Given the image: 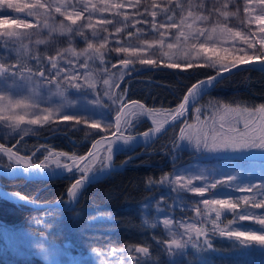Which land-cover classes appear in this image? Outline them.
<instances>
[{
  "label": "trees",
  "instance_id": "obj_1",
  "mask_svg": "<svg viewBox=\"0 0 264 264\" xmlns=\"http://www.w3.org/2000/svg\"><path fill=\"white\" fill-rule=\"evenodd\" d=\"M179 5V0H171L165 9H161L159 18L168 22H176ZM169 15L172 16V20L167 19ZM150 30L155 31L152 27ZM129 33L132 34L130 30L123 33L122 43H129L130 37L133 35L130 36ZM1 44L2 42H0ZM104 55L102 64H105L103 66L108 68L110 72H115L117 69L124 70V73L121 74L122 78L119 76L116 80L119 83V87L114 88L116 95H120L126 90L125 101L135 100L149 110L167 114L174 111L186 90L194 82L216 71L214 67L205 63L192 64V67H168V64L163 62H157L159 66L142 65L134 62L129 67L134 66L137 70L129 72L118 61H113L114 55L110 50H107ZM33 57V55L29 57L27 66L36 71L40 68L41 57L38 56L40 58L39 64ZM217 103L241 108L259 107L264 104V72L255 69H241L218 81L198 100L191 110L167 130L168 132L166 131L158 137L136 159L130 160L126 168L118 172H111L96 183L86 184L78 191L73 206L69 209L44 208L47 212L61 213L59 219H54V215L51 214L42 220L40 218H42L43 208L16 204L0 198V264L41 263L35 257L16 258L15 245L7 244L4 233L5 230L10 231L17 228H24L30 234L43 236L63 247L67 246L74 250L89 253L93 245L91 243L93 238L88 236L89 219L95 214L106 216L109 211H112L117 217L122 215L120 217L122 221H117V225L125 229L123 239L126 244L132 243L143 246L144 239L143 241L137 240L138 236L135 235L134 230L146 237L149 243L165 244L164 241L172 239L168 228L162 222L165 217H168L172 220V225H175L181 233L183 232L182 225L189 223H195L197 227L207 228L214 249L206 253L207 259L212 264H232L226 255L228 249L222 246L220 248L217 244L219 240L221 241L226 237L212 234L210 219L215 218V213L213 212L209 216L203 204L199 202L203 199L220 198V194L225 199H235L239 197L238 194L259 198V190L253 188L252 192H239L234 188H222L221 185H218L216 189L210 190L203 197H200L175 183L178 170L185 180L192 179V184L189 187H198L206 182L224 180L227 176L234 175L233 173L237 170L242 171L243 167L246 168L247 173L244 172L243 175L238 174L236 176L237 185L245 186L250 182L255 184L264 182V177L261 176V172H264V152L261 150H256V157L241 159L225 154L209 156L205 154V151L197 155V152L192 149L173 147L174 144H178L179 130L190 118L195 107L201 105L200 118L209 120L215 113L214 106ZM106 110L110 117L115 113V110L111 112L107 108ZM131 119L133 126H130L125 131L126 133H143L155 127L145 116L137 115ZM102 134L104 132L96 129L85 131L80 127H61L52 131L26 135L21 139H10L3 145L11 147L19 155L31 156L33 163H39L48 155L45 149L79 157L87 151L91 142ZM33 153H35L34 156ZM103 156L104 153L101 155L99 164L95 165L94 172L100 168ZM121 159L122 156L120 159H113L112 163L117 164ZM61 161L64 163L71 162L66 158ZM10 164L7 156L0 153V166L4 167ZM50 166L54 165L50 163ZM249 168L251 169L250 172ZM185 169L188 171L184 172ZM79 175L80 173L73 171L65 177L53 180L0 175V188L7 193L20 194L37 201L64 203L66 201L65 191L72 179ZM196 176H203L206 179H196ZM162 178H166L164 184L159 183V185L149 189L150 180L158 182ZM224 189H227L230 196H224L226 195ZM197 206L201 210L199 217L195 213ZM251 211L257 214L264 213V209H252ZM73 213L78 215L82 213V215L74 220ZM230 219L235 220V214L224 211L220 222H218L219 226L230 227L233 230L241 228V226L258 227L251 221H235L229 226L227 221ZM78 228L79 233L74 231ZM129 231L130 233H128ZM151 232H158L159 234L154 235ZM74 233H78L76 239ZM101 238L107 239L103 233ZM115 240L117 243L120 242L118 237H115ZM196 260H198V256L188 255L185 261L189 264L190 261L195 262Z\"/></svg>",
  "mask_w": 264,
  "mask_h": 264
},
{
  "label": "snow or ice",
  "instance_id": "obj_2",
  "mask_svg": "<svg viewBox=\"0 0 264 264\" xmlns=\"http://www.w3.org/2000/svg\"><path fill=\"white\" fill-rule=\"evenodd\" d=\"M258 5L260 6V14L252 17L249 20V23H252L253 20L258 24V33L256 34H245L241 31L234 30L231 27H228L227 24L223 26L216 25L211 29L208 28H197L194 32H189L187 35L184 31H179V35L176 37L179 40L183 37V40L187 42L190 37L194 41L191 47L195 51L197 56L203 54V58L210 67L216 69V75L210 76L206 80H200L199 82L191 85L188 89L187 95L183 97V103L179 105L174 112L169 113L168 115L171 119L175 120L178 116H184L187 112V106L191 103L193 106L198 102V97L204 95L209 91V89L214 85L217 77L222 72L230 71L232 68H236L238 64H251L253 61H259L262 65L261 70H264V0H257ZM123 4L115 5H106L105 8L113 7L116 9L122 8ZM93 7H95L93 5ZM153 7H159L158 5H153ZM8 10H12L15 13H24V18H13L10 16ZM41 10L51 13L52 7L48 4L41 2V0H36L35 3H15L14 0H0V37H3L5 41L11 40L13 42L23 43V38L26 37V33L20 31V29H32L34 27L33 23H30L28 18L36 16ZM88 8H84L82 11L75 13H61L66 16V19L71 21L72 25H75L77 19L83 17L84 12L88 11ZM55 11L60 13L61 6H56ZM244 11L251 14L252 9L245 7ZM75 15V19L73 18ZM189 17L193 16L191 11L187 14ZM227 17L228 13H222ZM151 16L155 18L157 16L156 11L151 12ZM200 20H206L207 17L199 16ZM127 20V16L124 17ZM168 20H172V16L167 17ZM88 20L91 21V16L88 17ZM104 24H111V20H104ZM139 23V21H137ZM9 24L12 27L9 29H3L2 26ZM185 24V19H181L179 24L175 21L165 25L161 23L159 28L157 24L153 21L151 24L152 29L160 31L165 27L180 29L181 25ZM39 26V21L37 20V25ZM47 21L44 23V27H47ZM89 28L94 26L89 22L87 25ZM187 27L191 29L192 25L188 24ZM61 28H64V25L61 24ZM69 33L73 32L71 27L67 28ZM79 31V30H77ZM117 32L120 31L119 28L116 29ZM83 36V32L79 33ZM95 34V33H94ZM218 34L219 37H227L232 41H239L240 43L247 45L248 48L256 49L257 41L259 43V54H253L248 56L245 52L243 55H232L229 53L228 48H216V43L219 40L214 41L213 37ZM131 36L132 34L129 33ZM164 33L160 32V39L158 43L163 46ZM203 37L204 40H200ZM41 41H37L40 43ZM208 42H212V46H209ZM176 45L173 43H168L167 47L169 49L174 48ZM104 44H101L100 47L94 48L93 44L89 43L87 49L85 50V55L88 59H91L92 56L99 55L101 57V62H103L104 53L100 52V48H103ZM235 50V44H233ZM92 50V52H88ZM117 53H129L131 52L135 55L139 48H126V47H117L115 48ZM213 57H215L213 59ZM33 59L37 60V64L40 62L38 56H34ZM48 62L50 68L53 71H49L48 76L45 75V71L42 67L38 68L36 71L33 68L28 67L27 65L20 66L18 64L5 65L0 63V78L3 79L4 83H8L10 80L14 83L19 81L21 83L17 84L19 88H25L26 86L35 83L33 77L43 78L39 80V84L44 87L49 93L53 95H58L60 97H65V93L68 88L80 89L85 85L76 83L80 79L79 75L75 72L71 75H63L65 72L64 68L58 67L56 62V57L49 56ZM119 63L123 65L126 71H136L137 69L129 67L133 65V60L130 58H121ZM139 63L142 65H156L157 61L154 59H145L139 58ZM168 67H179V64L170 63ZM81 67L87 68V60ZM114 67V65H113ZM187 67H192V64H188ZM122 78V76H121ZM60 81L64 82L61 83ZM85 82L89 89L95 93L94 99L87 102L84 106L83 113H74V114H64L61 118L65 121L74 120L77 124H88L89 119L93 122L89 125L90 128L99 129L104 131L106 134L101 137V139L96 140L92 143L91 148L93 151H89L87 156H69L67 153H57L53 154L48 149H45L48 152V155L44 157V160L39 163H33L31 156L19 155L18 152L13 151L11 148L5 147L3 144H0V153H4L7 156L9 161L14 162L15 166L9 165L7 169V174L12 176L26 175L28 178L34 177H47L55 178L62 175V171L58 170H67L71 173L75 169L77 173H80L78 179L71 184L70 188L67 190L68 202L71 203L77 197V193L80 189L85 186V183L96 182L99 179H102L104 175L110 174V171L118 170V167L111 164L113 160L114 148L117 152L123 150H130V147H135L136 144H133V141L137 143H147L150 137V134L159 132L164 126V123H167V118L163 121L153 120V123L156 125L155 128L145 131L139 136L125 135V131L129 129L132 125L131 117L137 116L139 113H143L148 116L155 115L154 110H145L143 105H140L138 101H131V105L135 106L130 107L129 102L125 101L124 97L127 95L126 90L120 95H115L112 91L113 87L118 88V82H110L109 79H105L103 84L107 86L103 94L95 92V84L89 82L88 75L85 76ZM51 86V87H49ZM54 89V91H53ZM103 97H108L109 103H104ZM75 103L78 102H69V107H74ZM111 106H115L113 109ZM64 105L61 104L57 108V113L63 108ZM39 109V102L37 100L21 97L19 99L14 98L13 94L10 91H0V121H5L8 124V127L12 129H20V126L23 124L27 125H36V124H45L50 121L54 115L53 111L50 109H43V115L35 114L34 118L25 119L28 109ZM108 109L109 112L115 110L116 115L114 121L109 120L107 115L104 114V109ZM215 113L209 120H201V108L196 107V124H185V127L179 130V139L181 141H187L192 147L197 151H207V152H244L246 150H261L264 152V104H261L259 107H232L228 104H219L215 106ZM20 109L24 111V115L17 114L16 110ZM127 109L128 111H125ZM139 110V111H138ZM101 113L99 116H96L95 113ZM4 113H11L10 115H5ZM97 120H104L105 123L96 122ZM28 130H23V134L27 135ZM110 132V135L108 133ZM174 148L178 149L179 144H174ZM103 150L104 156L103 161L101 162L100 168L93 172V167L97 161H100V151ZM33 156L35 153L32 154ZM55 158L53 159V156ZM63 156L71 163L61 164L59 157ZM91 158V160H89ZM50 163L55 164V168L50 167ZM83 165V166H82ZM187 172L188 170H183ZM92 173V175H89ZM251 175V173H249ZM196 179H206L203 176H196ZM166 179V178H165ZM237 179L234 175H229L224 180H215L211 182H206L198 187H189L192 184V179H184V176L178 170L177 175L175 176V183L181 188L188 189L192 193L198 194L200 197H203L206 192L216 189L218 185H221L222 188H234L239 192H252L253 188L259 190V198L256 196H241L235 199H225V198H212V199H203L199 203L203 204L206 213L210 214L215 213V218L210 219L212 225V234L219 235L220 237H226L229 240L233 241V247H249L253 243L259 244L264 247V213L257 214L252 209H264V182L260 184L249 183L245 186H240L233 183ZM163 182V181H161ZM149 183H152L150 180ZM7 196L13 194L5 193ZM16 198L22 201H28V198L20 194H15ZM240 210V211H238ZM224 211L235 214V220H228L227 224L231 226L235 221H251L254 225L258 226L256 228H249L247 226H241L243 230L236 229L233 230L230 227H220L219 223L221 220V215ZM195 213L197 217L201 216L200 207L195 208ZM103 217L97 216L96 219H102ZM173 222L171 219H164L163 225L169 226ZM183 232L180 234L179 238L176 237L175 233H172V239L170 241H164L166 248L163 250L166 252L168 257L181 258L188 255L193 257L198 256V260L195 262L190 261L189 264H212L210 260L207 259L206 253L213 249V244L211 242L209 232L205 227H197L195 223H189L182 225ZM42 253L47 254L49 249L44 247L42 244L39 246ZM111 252L115 254L116 249H111ZM134 252L136 254H143V258L148 257L150 249L147 246H138L135 247ZM131 264H140V261L137 260V256L133 255L131 257Z\"/></svg>",
  "mask_w": 264,
  "mask_h": 264
},
{
  "label": "rangeland",
  "instance_id": "obj_3",
  "mask_svg": "<svg viewBox=\"0 0 264 264\" xmlns=\"http://www.w3.org/2000/svg\"><path fill=\"white\" fill-rule=\"evenodd\" d=\"M170 1L171 0H41V2L52 7L51 13L41 10L36 16L28 18L29 22L33 23L34 27L32 29H20V31L27 34L26 37L23 38V43L13 42L11 40L6 42L3 37H0V42H2L0 45V63L5 65L18 64L23 66L28 64L27 60L31 55L40 56V67L43 68L45 75L48 76L49 71H55L50 68V64L48 63V57L53 56L56 57L58 67L65 69V72L62 73V76L71 75L73 72H75L80 77L76 83H80L81 85L85 86L80 89L68 88L67 92L65 93V97H60L58 95L49 93L39 84V80H42L43 78L33 77V81H35V83L30 84L25 88L17 87V84L21 83L19 81L14 83L10 80L8 83H4L3 79L0 78V91H10L16 99L28 97L39 102V109L30 108L27 110V114L25 115L26 120L34 118L35 114L43 115V109H50L54 113L48 123L36 125L23 124L20 126V129L16 130L8 127L7 122L0 121V144H4V142H7L10 139H21L22 137L26 136L23 134V130L28 129L30 130L27 132V135L52 131L61 127H80L85 131L93 129L89 127V125L93 122L91 119H89L88 124H77L74 120L65 121L61 117L64 114L71 115L74 113H83L84 106L87 104V102L94 99L95 93L86 85V75L89 77V82H93L95 84V92L102 95L104 89L107 87L103 84V81L105 79H109L110 82H117V78L124 73V70L117 69L115 72H110L108 68L103 66L105 64H102L101 57L99 55L94 54L91 59H88V57L85 55V50L87 49V45L89 43L93 44L94 48L100 47L101 44H104V47L100 48V52L105 54L107 50H110V52L114 55L113 61L116 60L119 62L121 58H130L133 60V62L139 63V58H145L154 59L160 63H176L180 66H187L188 64L208 63L205 62L203 54H201V56H197L195 54V51L191 47L192 43H194L191 37L187 42L183 40V37H181L179 40L176 39V37L179 35V31H184L187 35L189 32H194L197 28L211 29L216 25L223 26L224 24H227L228 27H231L237 31H241L246 35H259L258 24L254 20L252 23H249V20L252 17L260 14V6L258 5L257 0H179L180 5L178 7L176 23L179 24L180 20L183 18L185 19V24L181 25L179 30L176 28L165 27L160 29V31L155 30L152 32L150 30V26L153 21L157 24V28H159L161 23L165 25L172 23L159 18L161 9H165ZM14 2L35 3L36 0H14ZM115 4H123L124 6L119 9L113 7H108L107 9L105 8L106 5ZM154 4L158 5L159 7H153ZM93 5L95 7H93ZM56 6H61L60 13L55 11ZM245 7L253 10L251 14L244 11ZM84 8H88L89 10L84 12L82 18L77 19L75 25H72L71 21L67 20L66 16L61 14L75 13L82 11ZM152 11L157 12V16L155 18L151 16ZM189 11L193 13V16L189 17L187 15ZM8 12L13 18H24V13H15L12 10H8ZM222 13H228L227 17L222 15ZM201 15L207 17V19L203 21L200 20L198 17ZM89 16H91V21L88 20ZM125 16H127V20L124 19ZM73 18H76L75 15H73ZM37 20L39 21V26H36ZM104 20H111L112 23L104 24ZM45 21H47V27H44ZM137 21H139V23H137ZM89 22L94 26L93 28H89L87 26ZM61 24L64 25V28H61ZM188 24L192 25L191 29L187 27ZM11 27L12 26L9 24L2 26L3 29H9ZM68 27L73 29L72 33L67 31ZM117 28L120 29L119 32L116 31ZM128 30H130L133 35L130 37L129 43H122L123 33ZM81 31L83 32V36L79 34ZM160 32L164 33L163 46L158 43L160 39ZM200 40H204V38L201 37ZM213 40H219V42H217L215 45L217 49L228 48L229 53L232 55H243L245 52L248 56L259 54L258 41L256 49H251L248 48L247 45L240 43L238 40L232 41L227 37H219L218 34L213 37ZM37 41L41 42L37 43ZM168 43H173L176 46L172 49H169L167 47ZM208 43L209 46H212V42ZM233 44H235V50L233 48ZM117 47L139 48V51L135 55H133L131 52L117 53L115 51V48ZM88 52H92V50H88ZM214 58L215 57H213V59ZM86 60L87 68L81 67V65L84 64ZM60 82L64 83L62 81ZM114 88L115 87L112 89L113 92ZM103 100L104 103L109 102L108 97H103ZM69 102L78 103H75V106L70 108L68 106ZM61 104H63L64 107L61 108L57 113L56 110ZM129 106L133 108L135 107L132 106L130 102ZM200 106L197 107L200 108ZM113 108H115V106ZM144 109L149 110L145 107ZM125 111L128 110L125 109ZM16 113L21 115L25 114L24 111L20 109H17ZM155 113L156 114L153 116L139 113L138 116H145L153 126H156L153 123V120L163 121L168 116V114L165 112L155 111ZM4 114L10 115L11 113ZM83 114L87 115V113ZM100 114L101 113L99 112L95 113L96 116H99ZM104 114L107 115L109 120L114 121L116 112L112 117H110L107 113V110L104 109ZM201 120L203 121V119ZM96 122L101 123V125L105 123L104 120H97ZM186 123H197L195 109L192 112L190 118L185 121V124ZM183 127H185V125ZM177 141L179 147L189 148L196 151L197 153L200 152L195 150L186 140L181 141L178 138ZM50 152L53 153V151ZM102 153L103 150L101 149L100 157ZM53 154H57V152H54ZM205 154L209 156H219L221 154H225L241 159H249L257 156L255 149L246 150L244 152L205 151ZM54 158L55 155L53 156V159ZM63 159H65V157H59L61 164H64V162L61 161ZM89 160H91V158H89ZM98 164L99 161L95 163V165ZM52 165H54L52 168H55V164L52 163ZM245 169L246 168L243 167L242 171L237 170L235 173H233L234 176H237L238 174L243 175L244 172L247 173ZM250 171L251 169L249 168V172ZM91 174L92 173H89V175ZM261 176L264 177L263 171L261 172ZM161 181H152V183L149 185V189L159 185V183L164 184L165 178H162ZM233 183L237 184V180H235ZM223 191H226L224 192V194H226L224 196H230L227 189H224ZM238 196L241 197L249 195L238 194ZM220 198H223L221 194ZM71 205L73 206V202ZM45 209H42V218L40 219L43 220V218L51 214L54 215V219L61 218V213L56 211L47 212ZM80 216L73 213L74 220ZM97 216L103 218L96 219ZM121 216L122 215L117 217V215H115L112 211L106 213V216H102L101 214H95V216H91L88 224V236L93 238L91 239V243H93V245L89 253L74 250L73 248L67 246L63 247L44 238L43 236L30 234L24 228L12 229L10 231L5 230V241L7 244L11 243L15 245V253L17 254L16 258L35 257L36 260L41 261V263L39 262L38 264H131V257L133 255L137 256V260L140 261V264H187L185 260L188 256L181 258L168 257L166 252L163 251L166 248V244L159 245L154 242L149 243V240H147L146 237L134 230L136 233L135 235L138 236L137 240L143 241L144 239L145 245L143 244V246H147L150 249L148 257L141 260L143 254H136L134 249L135 247L142 245H133L132 243L126 244L125 240L123 239L125 229L122 226L117 225V221H122L120 219ZM166 218L169 219L168 217H165L164 219ZM39 222L41 221L39 220ZM166 227L168 228L170 237H172V233H175L176 237L179 238L181 232L176 229L175 225L171 224ZM236 229L243 230L242 228ZM74 231L78 233L80 232L79 228L78 230L74 229ZM78 233H74L75 239L78 237ZM102 233L103 235H106V240L101 238ZM128 233H130V231ZM151 234L158 235L159 233L151 232ZM115 237H118L120 242L117 243ZM168 240L170 241L171 239ZM41 244L49 249L47 254L40 251L39 246ZM217 244L220 246V248L222 246L225 247V249H228L226 255L232 264H251L253 262L256 264H264V248L259 244L253 243L249 247L234 248L232 240L227 238H224L221 241L219 240ZM113 248L116 249L115 254L111 252V249Z\"/></svg>",
  "mask_w": 264,
  "mask_h": 264
},
{
  "label": "water",
  "instance_id": "obj_4",
  "mask_svg": "<svg viewBox=\"0 0 264 264\" xmlns=\"http://www.w3.org/2000/svg\"><path fill=\"white\" fill-rule=\"evenodd\" d=\"M261 68H262V65H261V63H260L259 61H253V63H251V64H238L236 68H232L230 71H227V72H222V73L217 77V80L215 81L214 84H216L218 81H220L221 79L225 78L226 76H228V75H230V74H232V73H234V72H236V71H239V70H241V69H255V70H258V71H262V72H264V70H261ZM215 75H216V71H215L213 74H211V75H209V76H207V77H204V78H201V79L197 80V81L194 82L193 84L199 82L200 80H206V79H208V77H210V76H215ZM193 84H192V85H193ZM190 87H191V86H190ZM190 87H189V88H190ZM189 88H188V89H189ZM188 89L186 90V92H185V94L183 95V97H184L185 95H187ZM202 96H203V95H202ZM202 96L198 97L197 99L199 100ZM183 97H182V99H181L179 105H180L181 103H183ZM179 105H178L175 109H177V108L179 107ZM192 107H193V105L190 103V104L187 106V112H188ZM175 109H174V110H175ZM172 112H174V111H172ZM172 112H171V113H172ZM187 112H186V113H187ZM181 117H182V116H178L175 120H173V119H171V117L168 115V116L166 117V118H167V123H164V126L161 128V130H160L159 132H156V133H152V134H150V137H149L147 143H137L136 141H133L132 143H133V144H136L135 147H140V148H141L140 151H139L138 153H136V154H133V155L128 156L127 158H125V159H124L119 165L116 166V167H118V170H116V171H110V172H118V171L122 170V169L126 166V163H127L129 160L134 159V158H136L137 156H139V155L143 152L144 149H146L147 147H149V146H150V145H151V144H152V143H153L158 137H160L162 134H164V133H165V132H166V131H167V130H168V129L174 124V123H176ZM105 134H106V133H104V134H102V135L96 137V138L91 142V144H90L89 148L87 149V151H86L83 155H81V156H87V153H88L89 151H93V149L91 148L92 143H94V142H95L96 140H98V139H101V137L104 136ZM108 135H110V133H108ZM125 135L139 136L140 134H127V133H125ZM4 146H5V145H4ZM5 147H6V146H5ZM7 148H11V147H7ZM11 149H12V148H11ZM201 152H202V151H200L199 153H197V155H199ZM111 164H112V162H111ZM10 165L15 166L14 163H12V164H10ZM112 165H113V164H112ZM8 167H9V165H8V166H4V167H0V175L8 176V177H19V176L8 175V174H7V169H8ZM58 171H62V175L57 176V177H55V178H47V177H36V178H38V179H43V180H53V179H59V178H61V177H65L66 175L70 174L69 172H67V170H58ZM73 171H75V169H74ZM91 175H92V174H91ZM107 175H108V174H107ZM107 175H104L103 178L106 177ZM20 176L26 177V175H23V174L20 175ZM78 178H79V177L73 179V180L70 182L68 188H70L71 184L74 183L75 180L78 179ZM103 178H102V179H103ZM102 179H99V180H97L96 182H98V181H100V180H102ZM96 182H92V183H96ZM92 183H87V182H86L85 185H86V184H92ZM68 188H67V190H68ZM67 190H66V201H65V203H60V202H58V201H37V200H34V199H29V198H28V201L26 202V201H22V200L17 199L15 195H11V196H7V195H5L6 192H5L4 190H2V189H0V198H3V199H5V200H7V201H10V202H12V203H16V204H23V205H28V206H35V207H39V208L56 207V208H59V209H64V210H66V209L70 208V207H71V204H72V202H71V203L68 202Z\"/></svg>",
  "mask_w": 264,
  "mask_h": 264
},
{
  "label": "flooded vegetation",
  "instance_id": "obj_5",
  "mask_svg": "<svg viewBox=\"0 0 264 264\" xmlns=\"http://www.w3.org/2000/svg\"><path fill=\"white\" fill-rule=\"evenodd\" d=\"M140 147H130V150H123V151H119V152H117L116 150H114V152H113V159H120L121 158V156H122V159L120 160V162H122L125 158H127L128 156H131V155H133V154H136V153H138L139 151H140ZM145 151V149L143 150V152ZM142 152V153H143ZM131 153V154H130ZM141 153V154H142ZM140 154V155H141ZM139 155V156H140ZM138 157V156H137ZM136 157V158H137ZM136 158H134V159H136ZM134 159H131V160H134ZM130 161V160H129ZM129 161L126 163V166L129 164ZM119 162V163H120ZM12 163H14V162H11V164ZM113 164V163H112ZM126 166L124 167V168H126ZM72 173V172H71ZM19 177H23V176H19ZM24 178H28L27 176L26 177H24ZM34 178H36V177H34ZM73 178V177H72ZM74 179V178H73ZM72 179V180H73ZM1 189V188H0ZM7 193V192H6ZM13 194V193H12ZM14 194H16V193H14ZM65 194H66V191H65ZM61 203V202H60ZM35 207V206H34ZM72 207V206H71ZM70 207V208H71ZM69 209V208H68Z\"/></svg>",
  "mask_w": 264,
  "mask_h": 264
},
{
  "label": "bare ground",
  "instance_id": "obj_6",
  "mask_svg": "<svg viewBox=\"0 0 264 264\" xmlns=\"http://www.w3.org/2000/svg\"><path fill=\"white\" fill-rule=\"evenodd\" d=\"M155 128V127H154ZM168 132V131H167ZM126 133V132H125ZM127 134H131V133H127ZM133 134H142V133H133ZM148 149V148H147ZM54 153V152H53ZM131 154V153H130ZM118 159V158H117ZM115 161V160H114ZM10 162H12V161H10ZM121 163V162H120ZM120 163H117V164H113V166H117V165H119ZM1 167V166H0ZM51 167V166H50ZM52 168V167H51ZM124 169V168H123ZM121 171V170H120ZM111 173V172H110ZM80 176V175H79ZM79 176H76V177H74V179L75 178H77V177H79ZM6 192V191H5ZM10 194V193H9ZM13 195H15V194H13ZM72 206V205H71ZM78 210V209H77ZM77 212V211H76ZM83 213V212H82ZM82 213H81V215H82ZM80 216V215H79ZM172 230V229H171ZM43 241V240H42ZM47 241V240H46ZM48 243V242H47ZM160 243V242H159ZM157 244V243H156ZM212 251V250H211ZM212 253V252H211ZM223 255V254H222ZM218 256V255H217ZM20 261V260H19Z\"/></svg>",
  "mask_w": 264,
  "mask_h": 264
}]
</instances>
